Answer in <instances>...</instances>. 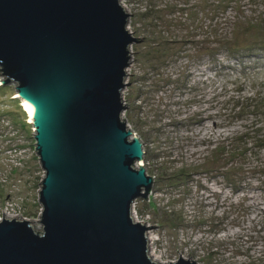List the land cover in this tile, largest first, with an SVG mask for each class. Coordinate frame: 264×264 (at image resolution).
I'll return each instance as SVG.
<instances>
[{
    "label": "rangeland",
    "instance_id": "374dc122",
    "mask_svg": "<svg viewBox=\"0 0 264 264\" xmlns=\"http://www.w3.org/2000/svg\"><path fill=\"white\" fill-rule=\"evenodd\" d=\"M119 1L142 37L130 47L122 118L156 180L135 201L154 256L264 264V0ZM5 79L0 221L41 229L35 132Z\"/></svg>",
    "mask_w": 264,
    "mask_h": 264
},
{
    "label": "water",
    "instance_id": "95a60500",
    "mask_svg": "<svg viewBox=\"0 0 264 264\" xmlns=\"http://www.w3.org/2000/svg\"><path fill=\"white\" fill-rule=\"evenodd\" d=\"M119 0H0L1 84L34 108L42 228L0 221V264H212L153 257L131 209L153 189L121 117L130 47Z\"/></svg>",
    "mask_w": 264,
    "mask_h": 264
},
{
    "label": "built area",
    "instance_id": "2783aa9c",
    "mask_svg": "<svg viewBox=\"0 0 264 264\" xmlns=\"http://www.w3.org/2000/svg\"><path fill=\"white\" fill-rule=\"evenodd\" d=\"M124 3H125V1H123ZM122 4V3H121ZM123 5V4H122ZM129 26V25H128ZM127 26V27H128ZM128 30H130L129 29V27H128ZM128 76V75H127ZM122 101H124V97H122ZM121 117H123L122 115H121ZM124 119V118H123ZM137 200V199H136ZM135 200V201H136ZM135 201H134V203H133V206H132V209H131V212H132V215H133V218L137 221V222H139V223H141V224H147V221H145V220H143V219H139L138 217H139V215H138V211H137V209L135 208ZM142 217V216H141ZM149 222V221H148ZM148 228H150V227H148ZM146 237H147V246H148V249H149V251H150V253H151V255L153 256V257H155L154 256V254H153V251L155 250L154 248H153V246L155 245L154 244V241L151 239V234L149 233V231L147 230L146 231ZM155 258H157V257H155ZM157 259H159V258H157ZM159 260H162V261H165V262H169V261H171V260H173V258H161V256H160V259Z\"/></svg>",
    "mask_w": 264,
    "mask_h": 264
},
{
    "label": "bare ground",
    "instance_id": "6f19581e",
    "mask_svg": "<svg viewBox=\"0 0 264 264\" xmlns=\"http://www.w3.org/2000/svg\"><path fill=\"white\" fill-rule=\"evenodd\" d=\"M167 90V89H166ZM123 91V90H122ZM17 96H18V93H17ZM121 97H123L122 96V94H121ZM21 99V101H22V106L24 107V109L23 110H25L26 111V113H27V116L29 117V121H33V115H34V108H33V105L28 101V100H26V99H24V98H20ZM7 216H9V215H7V214H5V218H8ZM9 218H13V217H9Z\"/></svg>",
    "mask_w": 264,
    "mask_h": 264
},
{
    "label": "trees",
    "instance_id": "16d2710c",
    "mask_svg": "<svg viewBox=\"0 0 264 264\" xmlns=\"http://www.w3.org/2000/svg\"><path fill=\"white\" fill-rule=\"evenodd\" d=\"M233 55H234V54H233ZM155 182H156V180H155ZM155 182H154V183H155ZM154 185H155V184H154Z\"/></svg>",
    "mask_w": 264,
    "mask_h": 264
}]
</instances>
